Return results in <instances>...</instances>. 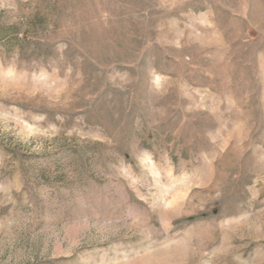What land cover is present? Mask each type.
I'll return each mask as SVG.
<instances>
[{
    "label": "rangeland",
    "instance_id": "rangeland-1",
    "mask_svg": "<svg viewBox=\"0 0 264 264\" xmlns=\"http://www.w3.org/2000/svg\"><path fill=\"white\" fill-rule=\"evenodd\" d=\"M0 264H264V0H0Z\"/></svg>",
    "mask_w": 264,
    "mask_h": 264
}]
</instances>
